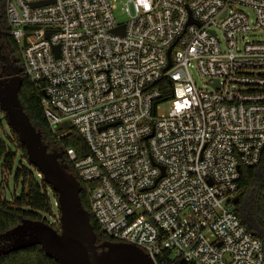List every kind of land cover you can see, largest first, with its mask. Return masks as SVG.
I'll list each match as a JSON object with an SVG mask.
<instances>
[{
    "label": "built area",
    "instance_id": "obj_1",
    "mask_svg": "<svg viewBox=\"0 0 264 264\" xmlns=\"http://www.w3.org/2000/svg\"><path fill=\"white\" fill-rule=\"evenodd\" d=\"M113 1L6 0L51 133L66 124L87 147L62 156L91 186L90 216L155 264H264L232 203L264 149V42L250 38L264 0H124L125 22Z\"/></svg>",
    "mask_w": 264,
    "mask_h": 264
},
{
    "label": "trees",
    "instance_id": "obj_2",
    "mask_svg": "<svg viewBox=\"0 0 264 264\" xmlns=\"http://www.w3.org/2000/svg\"><path fill=\"white\" fill-rule=\"evenodd\" d=\"M10 28L6 18V0H0V42L3 43L4 57H9L13 64L23 68L21 48L9 35ZM1 62V61H0ZM1 73V66H0ZM23 83L19 91V99L32 125L40 131L42 140L48 151H62L73 148L78 156L87 154V147L81 136L71 126L65 132V137L57 140L51 133L41 107L42 89L30 83L21 73ZM163 85L167 87V82ZM5 123L0 120V234L12 229L22 219L43 220L52 216V200L55 194L45 185L37 171L28 166L23 147L16 136L9 129L5 130ZM60 131H63L60 128ZM67 165V171L75 175L71 164L62 156ZM11 177L12 191L7 195L8 183L6 177ZM78 180V179H77ZM79 181V180H78ZM81 184L80 200L83 208L90 212L89 197L91 186ZM11 188V187H10ZM18 190V191H17ZM238 201L234 205V212L245 229L258 238L264 249V149L259 163L254 167H241L238 181ZM54 215V214H53ZM56 221V220H55ZM97 236V245L109 241L90 216ZM47 223V222H46ZM59 232V224H51ZM0 264H57L45 256L39 246L11 253L0 257ZM157 264H170L163 259ZM172 264H186L177 259Z\"/></svg>",
    "mask_w": 264,
    "mask_h": 264
},
{
    "label": "water",
    "instance_id": "obj_3",
    "mask_svg": "<svg viewBox=\"0 0 264 264\" xmlns=\"http://www.w3.org/2000/svg\"><path fill=\"white\" fill-rule=\"evenodd\" d=\"M41 4L45 2L33 6ZM111 32L124 35V26ZM54 52L58 58L59 47H55ZM169 53L170 49L166 70L170 68ZM21 73L22 68L16 65L0 73L1 120L23 147L27 165L37 171L55 194L59 232L46 223L45 218L36 221L22 219L18 225L0 234V257L39 246L45 256L57 264H155L142 249L132 244L104 241L97 245L90 214L80 200V182L67 171L62 151H48L40 131L24 111L19 99L23 83ZM62 127L68 129L66 124ZM237 201L238 198H234L233 205Z\"/></svg>",
    "mask_w": 264,
    "mask_h": 264
},
{
    "label": "rangeland",
    "instance_id": "obj_4",
    "mask_svg": "<svg viewBox=\"0 0 264 264\" xmlns=\"http://www.w3.org/2000/svg\"><path fill=\"white\" fill-rule=\"evenodd\" d=\"M113 2L115 4L114 14H115V17H116L117 21L118 22H125L126 21V16L124 15V11H123L124 8H125V2H124V0H114ZM218 36H220V34H218ZM0 38H1V35H0ZM250 38H252L253 40H258V41H263L264 42V31H259V32H257L255 34L254 37H250ZM2 48H3V43L0 42V59H1V57H4V54L2 52ZM16 66H18V65H16ZM192 76H193V79H194V81H195V83H196V85L198 87H200L204 83V81L201 80L194 71L192 72ZM168 106H169V104H165L163 106L162 109H163L164 112L166 111V109L168 108ZM5 126H6V124H5ZM6 129L8 130V127L7 126H6ZM6 180H7V183H8V190H9V192H7L8 193L7 197L9 198L10 197L9 193H11L10 191H12L11 190L12 189L11 177H8L7 176L6 177ZM52 203L54 205L56 203V200L53 199L52 200ZM51 215L52 216H49L48 218H46V222L49 225L53 224L52 222H54L55 221V218L57 217V215H59V212L56 211V209H55L54 206L52 207V214ZM55 215H56V217H55Z\"/></svg>",
    "mask_w": 264,
    "mask_h": 264
},
{
    "label": "flooded vegetation",
    "instance_id": "obj_5",
    "mask_svg": "<svg viewBox=\"0 0 264 264\" xmlns=\"http://www.w3.org/2000/svg\"><path fill=\"white\" fill-rule=\"evenodd\" d=\"M0 61L1 71L6 72L9 68L14 65L9 57H1Z\"/></svg>",
    "mask_w": 264,
    "mask_h": 264
}]
</instances>
